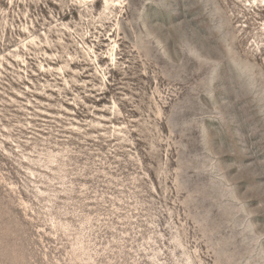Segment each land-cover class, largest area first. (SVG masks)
<instances>
[{
    "label": "rangeland",
    "instance_id": "rangeland-1",
    "mask_svg": "<svg viewBox=\"0 0 264 264\" xmlns=\"http://www.w3.org/2000/svg\"><path fill=\"white\" fill-rule=\"evenodd\" d=\"M0 264H264V0H0Z\"/></svg>",
    "mask_w": 264,
    "mask_h": 264
}]
</instances>
